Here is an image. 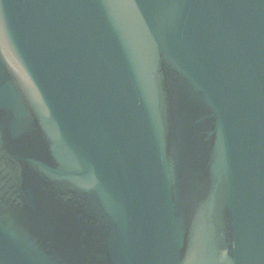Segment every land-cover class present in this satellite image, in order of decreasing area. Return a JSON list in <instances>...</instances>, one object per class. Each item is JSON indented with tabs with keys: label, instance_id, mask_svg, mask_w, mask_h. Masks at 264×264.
I'll list each match as a JSON object with an SVG mask.
<instances>
[{
	"label": "water",
	"instance_id": "1",
	"mask_svg": "<svg viewBox=\"0 0 264 264\" xmlns=\"http://www.w3.org/2000/svg\"><path fill=\"white\" fill-rule=\"evenodd\" d=\"M0 264H264V0H0Z\"/></svg>",
	"mask_w": 264,
	"mask_h": 264
}]
</instances>
